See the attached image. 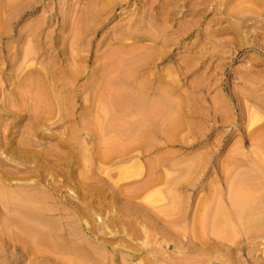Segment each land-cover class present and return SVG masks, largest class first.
I'll return each mask as SVG.
<instances>
[{"label": "rangeland", "instance_id": "rangeland-1", "mask_svg": "<svg viewBox=\"0 0 264 264\" xmlns=\"http://www.w3.org/2000/svg\"><path fill=\"white\" fill-rule=\"evenodd\" d=\"M6 1L0 0V264H175L184 255L197 256L189 259L197 264H264V0ZM112 54L118 66L106 69L107 78L120 76L139 109L159 97L162 110L143 105L150 115L127 117L129 125L104 119V92L88 83L94 76L105 83L101 61ZM37 73L59 98L51 112L41 108L51 117L31 98L29 78ZM99 96L101 103L94 101ZM122 145L126 153L102 157ZM246 187L248 200L255 199L254 207L240 204L248 223L230 202L232 191ZM6 197L16 207L30 198L33 212L9 210L1 204ZM234 225L239 231L228 230ZM130 253L138 257L129 260Z\"/></svg>", "mask_w": 264, "mask_h": 264}, {"label": "bare ground", "instance_id": "bare-ground-1", "mask_svg": "<svg viewBox=\"0 0 264 264\" xmlns=\"http://www.w3.org/2000/svg\"><path fill=\"white\" fill-rule=\"evenodd\" d=\"M10 1H11V0L6 1V2H5L6 5H7L8 2H10ZM17 1H18V0H17ZM15 2H16V1H15ZM10 4H11V3H9V5H10ZM12 4H13V1H12ZM2 5H3L4 8H5V5H4V4H2ZM2 5H1L0 8H1V9H4V8H2ZM9 5H8V6H9ZM6 7H7V6H6ZM8 8H9V7H8ZM120 50H121V49H120ZM119 52H120V51H119ZM121 52H122V51H121ZM121 52L119 53V55L121 54ZM26 53H27V52H26ZM30 54H31V53H29V55H30ZM117 54H118V53H117ZM107 56H108V55H107ZM107 56H104V57L102 56V57L105 58V57H107ZM114 56H115V55H113V54L110 55V56H108V57H107V61H106V58H105L104 61H103V60H102V61L100 60L101 62H104V63L102 64V67L104 66L103 68H104L105 71H106V69H107L108 72H109V71L112 72L113 70H114V72L116 71V69H113V68H112V71H111V67H112V66H113V67H114L115 65L118 66V64H115V63H114V61L116 60V59L114 58ZM117 56H118V55H117ZM121 56H122V55L118 56L119 58H118V57H117V58L120 59ZM102 57H100V58L103 59ZM138 57H139V56H138ZM150 57H151V56H150ZM100 58H99V59H100ZM123 58H124V57H123ZM123 58L120 59V61H121L122 64H123V62H124V61H123ZM125 58H126V57H125ZM128 58H129V57H128ZM128 58H127V59H128ZM99 59H97V60H99ZM114 59H115V60H114ZM131 59H132V61H135V60H134L135 57H134V59H133V58H131ZM129 60H130V58H129ZM72 61H74V60H72ZM78 61H79V60H78ZM105 61H106V62H105ZM130 61H131V60H130ZM73 63H75V62H73ZM127 63H129V62H127ZM113 64H115V65H113ZM53 65H54V64H53ZM72 65H73V64H72ZM97 65H98V64H97ZM100 65H101V64H99V66H100ZM127 65H128V64H127ZM29 66H30V65H29ZM54 66H55V65H54ZM54 66H53V67H54ZM125 66H126V64H125ZM129 66H130V65H129ZM70 67H71V66H70ZM100 67H101V66H100ZM106 67H107V68H106ZM103 68H102V70H103ZM108 68H109V69H108ZM119 68H120V67H119ZM124 68H125V67H123V69H124ZM126 68H127V67H126ZM130 68L132 69L131 66H130ZM138 68H139V67H138ZM68 69H69V68H68ZM117 69H118V68H117ZM123 69H121V70H123ZM26 70H27L26 73H27L28 71H30V70H28V69H26ZM71 70H72V69H71ZM98 70H99V69H98ZM43 71H44V70H43ZM46 71H47V70H46ZM59 71H60V70H59ZM68 71H69V70H68ZM105 71H104V73H105ZM107 71H106V72H107ZM125 71H127V70L124 69V71H122V72H123L122 75L124 74V75L126 76V75H127V72H125ZM108 72L106 73V74H107V75H106V78H107V76H108V78H109V74H110V73L108 74ZM114 72H113V74H114ZM120 72H121V71H120ZM26 73H25V74H26ZM41 73H42V71H41ZM49 73H50V72H49ZM72 73H73V72H72ZM72 73H71V74H72ZM98 73H99V72H98ZM98 73H97V74H98ZM104 73H102V75H104ZM35 74H36V71H35ZM35 74H34V77H33V78H29V79H31L32 82H31L30 80H29V81L32 83V86H33V87L30 86V88H31V89L33 88V92H35V94H34L33 96H31V98H32V97L34 98V96H36V97H37V102H38L39 105L41 106L40 109H41L42 107H43V108H46L47 110H46V109H45V110L48 112V110H49V108H50L51 106H53L55 103H58V102H59V98H58L57 95H55V93H54L53 91L50 90V84H49V87L45 85V83H44L43 80H45L46 77H45L44 79H42V78L38 75V73H37L36 76H35ZM69 74H70V72L68 73V75H69ZM76 74H77V73H76ZM95 74H96V73H95ZM100 74H101V73H100ZM111 74H112V73H111ZM117 74H118V73H117ZM130 74H132V72H131ZM130 74H129V77H130ZM28 75H29V77H31L30 75H32V74H28ZM28 75H27V76H28ZM44 75H45V74H44ZM68 75H67V76H68ZM73 75H74V74H72V76H73ZM132 75H133V74H132ZM27 76H26V82H28L27 84H29L30 82L27 81V80H28V77H27ZM46 76H48V75H46ZM49 76H51V75H49ZM62 76H63V75H62ZM70 76H71V75H70ZM99 76H100V75H99ZM54 77H55V76H54ZM56 77H57V76H56ZM56 77H55V80L61 78V77H60V78L57 77V79H56ZM75 77H76V76H75ZM75 77H74V79H75ZM114 77H115V76H114ZM131 77H133V76H131ZM67 78H68V79H69V78L71 79V77H67ZM67 78H66V79H67ZM106 78H105V83H103L102 86H100V84L98 83V80L100 79V80L102 81L103 78L100 77V78L98 79V78H96L95 76H94V79H92V81H90L91 83H88V84H89V87L92 88V90L98 89V88H95V87L97 86V87H101V93L104 92V96H103V97H104V98H103L104 100H103V101H105V103H103V104L105 105V109L102 110V111H105V112H104L105 114L103 113V117H104L105 120H108L107 122H111V121H113V123H114V122H116V121H114V120H118V119H119L120 121L126 123V122H127V120H126L127 117L130 118V116L132 117V115H133V118H134V119H135V117L138 119L137 116H139V118H140L141 115H143L142 118H144V115H146L147 113H151V110L148 112L147 110H145V109L143 108L146 104L150 103V100H147L148 103H146L145 105H144V103L142 104V102H143L144 100L142 99V100H143L142 102H141V100H140L141 105H142V106H140V109H141V107H142V109L145 110V112H143L142 109L140 110V109L138 108L139 105L134 106L135 103L133 104V103L131 102V98H130L131 95H130V93H128V91H126L125 83H123V81H122L123 79L121 80V77H120V76H119V77H116V78H112V77H111L110 79L107 78V80H106ZM123 78H124V77H123ZM48 79H49V77H48ZM68 79H67V81H68ZM74 79H72V81H73ZM130 79H131V78H130ZM61 80H62V79H61ZM124 80L126 81L125 78H124ZM128 80H129V79H128ZM51 81H52V79H51ZM101 81H100V82H101ZM129 81H130V80H129ZM133 81H134V80H133ZM49 82H50V81H49ZM53 82H54V81H53ZM59 82H60V81H59ZM68 82H69L68 84L71 86V84H70L71 80L68 81ZM102 82H103V81H102ZM136 82H137V81H136ZM21 83H24V82L21 80ZM56 83H57V81H56ZM63 83H64V82H63ZM71 83H72V82H71ZM128 83H129V82H128ZM18 84H19V83H18ZM46 84H47V83H46ZM53 84H54V83H53ZM60 84H62V83H60ZM60 84H59V85H60ZM130 84H131V83H130ZM138 84H139V83H138ZM24 85H25V84H24ZM24 85H23V86H24ZM29 85H31V84H29ZM29 85H27L28 87L25 85V87H27V88L23 87V90H24V88H25V90L27 89V91H28ZM141 85H142V84H141ZM141 85H140V86H141ZM160 85H161V84H160ZM19 86H20V85H19ZM52 86H53V85H52ZM56 86H57V85H56ZM87 86H88V85H87ZM124 86H125V87H124ZM162 86H164V84L161 85V89L164 90V88H166V87H162ZM166 86H167V85H166ZM168 86H169V85H168ZM47 87H48V88H47ZM60 87H61V85H60ZM60 87H58V88H60ZM75 87H78V86L75 85ZM131 87H132V86H131ZM91 88H90V89H91ZM93 88H94V89H93ZM103 88H104V89H103ZM142 88H143V87H142ZM52 89H53V88H52ZM60 89H61V88H60ZM70 89H71V88H70ZM74 89H75V88H74ZM85 89H86V87H84V90H85ZM161 89L159 88L160 91H161ZM18 90H19V89H18ZM20 90H22V87L20 88ZM20 90L18 91V93H20ZM23 90H22L21 92H23ZM16 91H17V90H16ZM27 91H26V93H29V92H30V91H29V92H27ZM87 91H89V90L87 89ZM98 91H99V90H98ZM164 91H165V90H164ZM168 91L170 92V90H167L166 92L168 93ZM68 92H70V91H68ZM71 92H72V91H71ZM91 92H92V91H91ZM161 92H162V91H161ZM18 93H17V94H18ZM23 93H25V92H23ZM30 93H32V92H30ZM94 93H97V92L94 91ZM94 93H92L91 95H93ZM32 94H33V93H32ZM60 94H61V93H60ZM136 94H139V93H136ZM164 94H165V93H164ZM26 95H27V94H26ZM68 95H69V94H68ZM94 95L96 96L97 94H94ZM94 95H93V96H94ZM102 95H103V93H102ZM133 95H135V93H134ZM12 96H14V95H12ZM18 96H23V94H19ZM27 96H28V95H27ZM29 96H30V94H29ZM29 96H28V97H29ZM95 96H94V97H95ZM136 96H137V95H136ZM165 96H166V95H165ZM91 97H92V96H91ZM137 97H138V96H137ZM139 97H140V96H139ZM168 97H169V96H168ZM33 98H32V99H33ZM65 98H66V97H65ZM132 98H135V96H133ZM158 98H159V97H158ZM158 98H157V99H154V100H155L154 102H152L153 99H151V100H152V101H151L152 103L149 104V105H152V106H153V105L155 106V105L158 104V105L160 106V107H159V106L157 105V106H158V107L156 106L157 108H156V107H154V109L152 108L153 110H155V108H156V110H155L156 112H157V109H158V110H162V109H161V106H162L161 103H163V99L161 100V102H159V101H158V100H159ZM18 99H19V98H18ZM61 99H62V98H61ZM61 99H60V100H61ZM74 99H75V98H74ZM96 99H98V100L100 99V100H99L100 103L102 102V100H101L102 97L99 96L98 98L96 97L95 100L93 99L94 101L98 102ZM139 99H140V98H139ZM30 100H31V99H30ZM65 100H66V99H64V101H65ZM156 100H157V101H156ZM167 100H168V99H167ZM167 100L165 99V101H167ZM64 101H62V102H64ZM70 101H71V99H70L69 101H67V102L71 103ZM133 101H136V100L134 99ZM137 101H138V99H137ZM67 102H66V103H67ZM138 102H139V101H138ZM138 102H137V103H138ZM140 102H139V104H140ZM155 102H156V103H155ZM158 102H159V103H158ZM24 103H25V102H24ZM53 103H54V104H53ZM98 103H99V102H98ZM154 103H155V104H154ZM164 103H165V102H164ZM19 104H20V103H19ZM19 104H18V105H19ZM33 104H34V103H33ZM52 104H53V105H52ZM103 104H102V105H103ZM23 105H24V104H23ZM37 105H38V104H36L35 106H37ZM56 105H57V104H55V106H56ZM62 105H64V104H62ZM65 105H66V104H65ZM102 105H101V107H102ZM143 105H144V106H143ZM149 105H147V106H149ZM165 105H166V104H165ZM55 106H54V107H55ZM67 106H68V105H67ZM69 106H70V105H69ZM69 106H68V107H69ZM73 106H74V105H73ZM95 106H96V105H95ZM133 106H134V108H135V107H137V108L134 109ZM152 106H149V107H152ZM56 107H57V106H56ZM56 107H55V108H56ZM96 107H97V106H96ZM103 107H104V106H103ZM169 107H170V106H169ZM35 108H36V109H34V106H33L34 114H35V111L37 110V108H39V106H37V107H35ZM66 108H67V107H66ZM164 108H166V107L164 106ZM57 109H58V108H57ZM59 109H60V108H59ZM96 109H98V108H96ZM150 109H151V108H150ZM26 110H27V109H26ZM31 110H32V109H31ZM42 110H44V109H41V112H42ZM45 110H44L45 113L42 112L43 114H46V113H47ZM51 110H52V108H51ZM165 110H166V109H165ZM54 111H57V110L54 109ZM70 111H72V110H70ZM100 111H101V110H100ZM155 111H152V112L155 113ZM41 112L38 111V112H36V114L38 113V114L40 115ZM49 112H51V111L49 110ZM49 112H48V113H49ZM48 113H47L45 116L48 115V116L51 117V115L48 114ZM57 113H58V112H57ZM63 113H65V112L63 111ZM83 113H84V112H83ZM97 113H98V112H97ZM145 113H146V114H145ZM43 114H42V115H43ZM65 114H67V113H65ZM159 114L161 115L162 113H159ZM159 114H158V115H159ZM163 114H166V113H163ZM172 114H173V113H172ZM172 114H171V115H172ZM31 115H32V117L36 116V115H33L32 113H31ZM31 115H30V116H31ZM67 115H69V114H67ZM67 115H66V116H67ZM104 115H105V116H104ZM135 115H137V116H135ZM147 115H150V114H147ZM151 115H152V114H151ZM158 115H156V116H158ZM173 115H174V114H173ZM63 116H65V115L63 114ZM70 116H71V113H70ZM163 116H164V115H163ZM32 117H31V118H32ZM38 117H39V116H38ZM38 117H37V118H38ZM101 117H102V115H101ZM145 117H150V118L152 119L153 115H152V116H145ZM166 117H167V120H169L167 115H166ZM166 117H165V118H166ZM169 117H170V116H169ZM172 117H173V116H172ZM31 118H30V119H31ZM34 118H35V117H34ZM34 118H33V119H34ZM37 118H35L34 121L39 120V119H37ZM45 118H47V117H45ZM106 118H107V119H106ZM161 118H163V117H161ZM47 119H48V118H47ZM122 119H123V120H122ZM124 119H125L126 121H125ZM146 119H147V118H146ZM146 119H145V120H146ZM170 119H172V118H170ZM45 120H46V119H45ZM45 120H44V121H45ZM131 120H132V119H131ZM141 120H142V119H141ZM149 120H150V119H149ZM120 121H119V122H120ZM128 121H129V120H128ZM151 121H152V120H151ZM175 121H176V120H175ZM30 122H31V121H30ZM38 122H41V123H39L40 126H41V124H42V119H41V121H37V123H38ZM129 122H130V121H129ZM153 122H154V121H153ZM167 122H171V121H167ZM161 123H162V122H161ZM171 123H173V121H172ZM32 124H33V123H32ZM118 124H119V123H117V125H118ZM127 124H128V122H127ZM139 124H140V123H139ZM139 124H138V125H139ZM162 124H163V123H162ZM162 124H160L161 126H159V127H162ZM166 124H167V123H166ZM37 125H38V124H37ZM109 125H110V124H109ZM109 125H108V126H109ZM120 125H121V124H120ZM125 125H126V124H125ZM128 125H129V124H128ZM134 125H135V124H134ZM136 125H137V124H136ZM163 125H164V124H163ZM173 125H174V124H172V129H173ZM35 126H36V125H35ZM110 126H112V128H113V124L110 125ZM118 126H119V125H118ZM118 126H117V127H118ZM130 126H131V125H130ZM166 126H167V125H166ZM168 126H169V125H168ZM114 127H115V125H114ZM119 127L122 128L121 126H119ZM125 127L128 128V126H125ZM153 127H154V126H153ZM169 127H171V126H169ZM169 127H168V129H169ZM174 127H175V125H174ZM31 128H32V126H31ZM34 128H35V127H34ZM36 128H37V126H36ZM73 128H74V127H73ZM110 128H111V127H110ZM156 128H157V126H156ZM163 128H164V127H163ZM27 129H28V128H27ZM82 129H84V128H82ZM107 129H108V128H107ZM164 129H167V127H165ZM164 129H163V130H164ZM168 129H167V131H169ZM32 130H34L33 132L36 131L35 129H32ZM37 130H38V129H37ZM112 130H113V129H112ZM123 130H124V129H123ZM126 130L129 131V129H126ZM174 130H175V129H174ZM174 130H173V132H174ZM73 131H75V130H73ZM76 131H77V130H76ZM84 131H85V130H84ZM86 131H87V129H86ZM115 131H116V128H115ZM135 131H136V130H135ZM165 131H166V130H165ZM27 132H28V131H27ZM30 132H31V131H30ZM33 132H32V133H33ZM88 132H89V130H88ZM170 132H171V131H170ZM32 133H31V134H32ZM130 133L132 134V132H130ZM135 133H137V132H135ZM141 133H142V131H141ZM31 134H30V135H31ZM33 134H34V133H33ZM33 134H32V136H33ZM35 134H36V133H35ZM37 134H38V133H37ZM44 134H45V133H44ZM73 134H74V133H72V135H73ZM76 134H77V133H76ZM124 134H126V133L124 132L123 135H124ZM128 134H129V133H128ZM168 134H169V133H168ZM126 135H127V134H126ZM137 135H138V134H137ZM139 135H141V134H139ZM148 135H150V134H148ZM28 136H29V135H28ZM35 136H36V135H35ZM129 136H130V135H128V137L126 136V137H127L126 140H128V139L131 138V136H130V138H129ZM68 137H70V136L68 135ZM68 137H67V138H68ZM74 137H75V136H74ZM135 137H136V134H135ZM140 137H141V136H140ZM28 138H29V137H28ZM110 138H111V137H110ZM114 138H115V137H114ZM141 138H142V137H141ZM147 138H148V137H147ZM32 139H34V138H32ZM134 139H137V138H133V139L131 138V140H134ZM145 139H146V137H145ZM35 140H36V139H34V141L31 140V141L33 142L32 147H34V144L36 145V143H37V141H35ZM69 140H70V138H69ZM71 140L73 141V138H72ZM107 140H108V139H107ZM119 140L121 141V139H119ZM119 140H117V141L119 142ZM124 140H125V139H124ZM126 140H125V143L127 142ZM112 141H114V140H112ZM1 142H2V141H1ZM34 142H36V143H34ZM66 142H68V140H66ZM82 142H83V141H82ZM82 142H80V143H82ZM118 142H117V143H118ZM122 142L124 143V141H122ZM128 142H130V140H129ZM134 142H135V140H134ZM134 142H133V143H134ZM27 143H29V142H27ZM83 143H84V142H83ZM119 143H120V142H119ZM119 143H118V144H119ZM123 143H122V144H123ZM125 143H124V144H125ZM133 143H132V146H133ZM138 143H139V142H138ZM24 144H26V143H24ZM24 144H22V145H24ZM69 144H70V141H69ZM128 144H129V143H128ZM128 144H127V145H128ZM130 144H131V143H130ZM130 144H129V145H130ZM7 145H8V143H7ZM26 145H28V144H26ZM134 145H135V144H134ZM65 146H66V145H65ZM71 146H72V145H71ZM122 146L124 147V146H126V145H122ZM22 147H23V146H22ZM68 147H69V145H68ZM68 147H67V148H68ZM72 147H73V146H72ZM111 147H112V146H111ZM73 148H74V147H73ZM80 148H81V147H80ZM84 148H85V146H84ZM110 149H111V150H105V151H106V154H105L104 156H102V157H104V158L109 157V158H110V156H113V155H115V154H117V156H119L118 153H120V154L122 155V154H124V153H126V152L128 151V150H127V149H128L127 147H124L123 149H122L121 147H120V148H110ZM130 149H131V148H130ZM126 150H127V151H126ZM107 151H108V152H107ZM125 151H126V152H125ZM82 154H85V153H82ZM19 156H20V155H19ZM92 156H93V155H92ZM106 156H107V157H106ZM82 157H83V156H82ZM98 159H99V158H98ZM99 160H100V159H99ZM101 160H102V159H101ZM105 160H106V159H105ZM262 160H263V159H262ZM262 160H261V161H262ZM256 161H257V160H256ZM259 161H260V159H259ZM83 162H84V161H83ZM254 163H255V162H254ZM259 163H260V162H259ZM261 163L263 164V161H262ZM255 164H256V163H255ZM133 167H134V166H133ZM259 167H260V165H259ZM261 167H262V165H261ZM263 168H264V167H263ZM260 169H261V168H260ZM125 170H126V168H125ZM125 170H124V171H125ZM251 170H252V169H251ZM259 171H260V170H259ZM262 171H264V169H263ZM245 173H246V172H245ZM237 177H238V176H237ZM237 177H236V178H237ZM119 178H120V177H119ZM243 180H244V179H243ZM234 181H235V180H234ZM232 182H233V181H232ZM6 183H7V182H6ZM244 187H245V186H244ZM231 188H232V187H231ZM237 188H238V186H237ZM241 188H242V187H241ZM233 189H236V188H233ZM244 189H245V188H244ZM3 190H4V189H3ZM239 190H241V189H239ZM246 190H247V192H246ZM246 190L244 191V193H243L242 190H241L240 192L237 191V190L232 191V193H233V194L235 193V194H234V197H233V195H232L233 198H232V201H230L231 203H233V204L235 203V204H237V206H239V207H238V210H239V211L237 210V212L241 214V217H242V215H243V217L247 216V215L244 216V214H242V213H243V210H244V209H243V206H246V205L241 206V205H242L241 203H243V204H248V202H251V201L254 202V201H255V199H254V200L251 199L250 201L248 200V197L252 198L253 195L250 194L251 191L248 192V190H250L249 187H248V189H247V187H246ZM252 191H253V189H252ZM236 192H237V195H236ZM245 192H246V193H245ZM4 193H5V191H4ZM6 193H7V192H6ZM26 193H27V192H26ZM155 193H156V192H155ZM155 193H153V194H155ZM239 193H241V194H239ZM248 193H249L250 195H252V197L249 196ZM252 193H253V192H252ZM11 194H12V193H11ZM27 194H28V193H27ZM247 194H248V196H247ZM156 195H157V194H156ZM230 195H231V194H230ZM245 195H246V196H245ZM0 196H2V195H0ZM6 196H7V195H6ZM12 196H13V195H12ZM235 196H239V197H236V198H235ZM21 197H22V196H21ZM4 198H5V197H3V199H4ZM10 198H11V197H10ZM12 198H13V197H12ZM12 198H11V200H12ZM14 198H15V197H14ZM18 198H19V197H18ZM128 198H129V197H128ZM238 198H239V199H238ZM250 198H249V199H250ZM255 198H256V196H255ZM0 199H1V197H0ZM3 199H2V200H3ZM130 199H131V198H130ZM234 199H235V200H234ZM11 200H10V199L8 200L7 197H6V199H5L4 201H1V204L8 205L9 210H15V209H16V212L19 211V212H23V213H27V214H29V213H32L33 210H34V208H32V204H31V199H30V198H25V199H23V200H22L23 204H22V205H17V207L14 205V203H13ZM126 200H127V199H126ZM246 200H248V202H246ZM253 202L249 203V205L246 206V208L249 207L250 204H252ZM5 203H6V204H5ZM126 203H127V202H126ZM235 204L233 205V207H236ZM240 204H241V205H240ZM253 204H254V203H253ZM253 204H252V205H253ZM4 205H3V206H4ZM216 205H218V204H216ZM252 205H251V208H252ZM218 206H220V205H218ZM254 206H255V205H253V207H254ZM4 207L6 208L7 206H4ZM230 207H231V206H230ZM241 207H242V208H241ZM219 208H220V207H219ZM219 208H218V209H219ZM236 208H237V207H236ZM236 208H235V209H236ZM239 208H240V209H239ZM246 208H245V209H246ZM249 208H250V207H249ZM214 209H215V208H214ZM218 209H217V210H218ZM221 209H224V208H222V206H221ZM45 210H46V209H45ZM219 210H220V209H219ZM219 210H218V212H221V213H222V211H221V210L219 211ZM40 211H43V212H44L43 209H41ZM168 211H169V210H168ZM245 211H247V210H245ZM245 211H244V213L247 214L248 212H245ZM249 211H250V210H249ZM255 211H256V210H255ZM257 211H258V210H257ZM19 212H18V213H19ZM123 212H124V211H123ZM169 212H170V211H169ZM215 212H216V211H215ZM223 212H225V211L223 210ZM230 212H231V210H230ZM252 212H253V211H251V213H252ZM13 213H14V212H13ZM221 213H218V215L220 216V219H221L222 216H224V215H222L223 213H222V214H221ZM251 213H250V214H251ZM263 213H264V212H263ZM220 214H221V215H220ZM230 214H231V213H230ZM214 215H215V214H214ZM231 215H232V214H231ZM261 215H262V214H261ZM17 216H18V214H17ZM227 216H228V212H227ZM236 216L239 217L240 215H239V214H238V215L236 214ZM255 216H256V214H251V219H252V217L254 218ZM262 216H263V215H262ZM138 217H139V216H138ZM142 217H143V216H142ZM213 217H214V216H213ZM215 217H216V215H215ZM230 217H231V216H230ZM243 217H242V219H243ZM143 218H144V217H143ZM234 218H235V216H234ZM234 218H233V219H234ZM239 218H240V217H239ZM245 218L247 219V217H245ZM245 218L243 219L244 222L246 221V223H248L247 220H245ZM215 219H218V216H217V218H215ZM236 219H237V218H236ZM236 219H235V221L237 222L238 219H237V220H236ZM251 219H250V223H249V224L252 225V223H251ZM256 219H257V218H256ZM256 219H255V221H257ZM136 220H137V218H136ZM213 220H214V219H213ZM213 220H212V221H213ZM225 220H226V218H225ZM260 220H261V219H260ZM262 220H263V219H262ZM214 221H215V220H214ZM253 221H254V220H253ZM255 221H254V222H255ZM258 221H259V218H258ZM204 222H205V221H204ZM218 222H220L219 219H218L217 223H218ZM239 222L242 223L243 221L240 220ZM254 222H253V223H254ZM205 223H206V222H205ZM213 223H214V222H213ZM215 223H216V222H215ZM232 223H233V221H232ZM246 223H245V226H246ZM256 223H257V222H256ZM256 223H255V224H256ZM259 223H260V222H259ZM259 223H258V224H259ZM24 224H25V223H24ZM215 225H216V224H215ZM219 225H220V224H219ZM231 225H232V224H231ZM236 225H237V224H236ZM241 225H242V224H241ZM256 225H257V224H256ZM23 226H24V225H23ZM217 226H218V224H217ZM238 226H240V224H239ZM243 226H244V224H243ZM245 226H244V227H245ZM258 226H259V225H258ZM258 226H257V227H258ZM226 227L228 228V226H226ZM226 227H224V228H226ZM231 227H232V226H231ZM231 227H230V228H231ZM241 227H242V226H241ZM244 227H243V228H244ZM247 227H249V226H247ZM252 227H253V226H252ZM257 227H255V228H257ZM260 227H261V228H260ZM260 227H259L260 229H259V228H257V229H259V230L263 229L262 227H264V225L261 224ZM227 228H226V229H227ZM233 228H234V230H235L236 228H237V230H238V227L235 228V225L232 227V229H228V230H230V231H231V230L234 231ZM243 228H241V229H243ZM249 228H250V227H249ZM249 228H248V230H249ZM27 229H28V228H27ZM146 229H147V228H146ZM219 229H220V228H219ZM239 229H240V228H239ZM253 229H254V228H252L251 230H252V231H256V230H257V229H256V230H253ZM182 230H184V229H182ZM243 230H244V229H243ZM245 230L247 231V228H245ZM213 231L215 232V230H213ZM223 231H224V230H223ZM238 231H239V230H238ZM130 232H132V231L130 230ZM135 232H136V230H135ZM152 232H154V231H152ZM181 232H182V231H181ZM184 232H185V231H184ZM211 232H212V231H211ZM218 232H219V230H218ZM248 232H249V231H248ZM250 232H251V231H250ZM145 233H148V231H145ZM145 233H143V234H145ZM197 233H198V232H197ZM219 233H220V232H219ZM253 233H254V232H253ZM126 234H127V232H126ZM148 234H149V233H148ZM155 234H156V233H155ZM187 234H188V233H187ZM187 234H186V235H187ZM209 234H211V233H209ZM139 235H140V234H139ZM146 235H147V234H146ZM149 235H150V234H149ZM153 235H154V234H151V237L148 236V239H149V238L152 239V236H153ZM156 235H157V234H156ZM180 235H181V234H180ZM186 235H185V236H186ZM194 235H195V234H194ZM203 235H204V234H203ZM219 235H220V234H219ZM246 235H247V233H246ZM250 235H251V234H250ZM259 235H260V234H259ZM137 236H138V235H137ZM165 236H166V235H165ZM195 236H196V235H195ZM224 236H225V234H224ZM227 236H228V235H227ZM234 236H235V235H234ZM236 236H238V235H236ZM257 236H258V235H257ZM143 237H145V236H143ZM200 237H202V236H199V239H200ZM214 237H215V236H214ZM219 237H220V236H219ZM219 237H218V238H219ZM232 237H233V236H232ZM246 237H247V236H246ZM146 238H147V237H146ZM187 238H188V237H187ZM222 238H223V237H222ZM249 238H250V237H249ZM257 238H258V237H257ZM194 239H195V237H194ZM197 239H198V238H197ZM197 239H196V240H197ZM206 239H207V237H206ZM219 239H220V238H219ZM219 239H218V240H219ZM229 239H230V238H229ZM233 240H234V239H233ZM147 241H148V240H147ZM155 241H156V240H155ZM189 241H190V240H189ZM252 241H253V240H252ZM204 242H205V240H204ZM216 242H217V241H216ZM131 243H132V242H131ZM255 243H256V242H255ZM255 243H254V244H255ZM205 244H207V243H205ZM142 245H143V244H141V246H142ZM199 245H200V244H199ZM156 246H157V245H156ZM175 246H176V244H175ZM203 246H204V245H203ZM131 247H134V246H131ZM131 247H130V248H131ZM154 247H155V246H154ZM154 247H153V249H154ZM193 247H194V246H193ZM149 248H150V247L148 246V249H149ZM174 248H175V249L178 248V249H179L178 252L181 253V254H183V253H190L189 250H187L186 248H184V247H182V246H179V245L176 246V247H174ZM206 248H207V247H206ZM136 249H137V248H136ZM148 249H146V248H144V247H140V249H139V250L137 249V251H140V253H144V254H146V255L152 254L153 252L150 251V250H148ZM161 250H162V249H161ZM166 250H167V246L164 247V251H166ZM157 251H158V250H157ZM164 251H163V252H164ZM207 251L209 252L208 249L206 250V252H207ZM212 251H213V250H212ZM161 252H162V251H161ZM199 252H200V251H199ZM136 253H137V252H136ZM136 253H130V254H128V255H127V256H128V259H129V260H134V259H136V258L138 257V254H136ZM154 253H155V252H154ZM156 253H157V252H156ZM179 253H177V256H178ZM197 253H198V252H196V255H197ZM201 253H202V251H201ZM175 254H176V253H175ZM194 254H195V253H194ZM208 254H209V253H208ZM208 254H206V255H208ZM156 255H157V254H156ZM168 255H169V254H168ZM160 256H161V255H160ZM185 256H186V258H187V255L181 256L182 258H181V257L179 258V259H181V260H180V261L177 260V263H176V261H175V264H197V263H195V262L197 261V260L195 259L197 256H196L195 258L191 257V258H193V259L195 260V262H194V261H193V262H190V260H193V259H191V258L189 257L190 255H188V257H189L190 260H189V259L182 260L183 258H185ZM203 256H204V254H203ZM214 256H215V255H214ZM170 257H171V256H170ZM198 257H199V256H198ZM207 257H208V256H207ZM157 258H158V256H157ZM202 258H203V257H202ZM215 258H216V257H215ZM154 259H156V258H154ZM161 259H162V258H161ZM173 259H175V258H173ZM198 259H199V258H198ZM208 259H209V257H208ZM211 259H213V258L211 257L210 260H211ZM218 259H219V257H218ZM221 259H222V258H221ZM156 260H157V259H156ZM171 260H172V259H171ZM171 260H170V261H171ZM201 260H202V259H201ZM204 260L207 262V260L205 259V256H204ZM140 261H142V260H140ZM157 261H159V260H157ZM157 261H155L156 264H158ZM164 261H165V259H164ZM166 261H167V260H166ZM198 261H200V260H198ZM223 261H224V260H223ZM130 262H131V261H130ZM148 262H149V261H148ZM151 262H152V261H151ZM162 262H163V261H162ZM202 262H203V261H202ZM164 263H165V262H164ZM169 263L172 264V262H169ZM169 263H168V264H169ZM204 263H205V262H204ZM204 263L199 262V264H204ZM209 263H210V262H208V264H209ZM145 264H146V263H145ZM151 264H152V263H151ZM173 264H174V263H173ZM211 264H212V263H211ZM213 264H214V263H213Z\"/></svg>", "mask_w": 264, "mask_h": 264}]
</instances>
